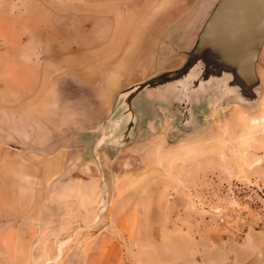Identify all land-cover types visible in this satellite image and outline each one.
Returning <instances> with one entry per match:
<instances>
[{
    "label": "rangeland",
    "instance_id": "1",
    "mask_svg": "<svg viewBox=\"0 0 264 264\" xmlns=\"http://www.w3.org/2000/svg\"><path fill=\"white\" fill-rule=\"evenodd\" d=\"M199 1L0 0V264H264V102L113 158L84 135Z\"/></svg>",
    "mask_w": 264,
    "mask_h": 264
},
{
    "label": "water",
    "instance_id": "2",
    "mask_svg": "<svg viewBox=\"0 0 264 264\" xmlns=\"http://www.w3.org/2000/svg\"><path fill=\"white\" fill-rule=\"evenodd\" d=\"M263 102L264 0H200L162 42L158 71L120 90L84 135L113 158L143 134L190 141L229 110L254 114Z\"/></svg>",
    "mask_w": 264,
    "mask_h": 264
},
{
    "label": "bare ground",
    "instance_id": "3",
    "mask_svg": "<svg viewBox=\"0 0 264 264\" xmlns=\"http://www.w3.org/2000/svg\"><path fill=\"white\" fill-rule=\"evenodd\" d=\"M246 114V113H245Z\"/></svg>",
    "mask_w": 264,
    "mask_h": 264
}]
</instances>
